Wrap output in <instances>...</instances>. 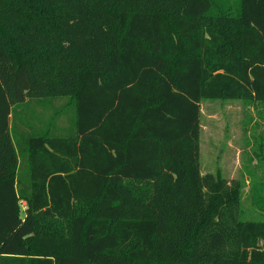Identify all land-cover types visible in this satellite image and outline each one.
Returning <instances> with one entry per match:
<instances>
[{"label":"trees","instance_id":"16d2710c","mask_svg":"<svg viewBox=\"0 0 264 264\" xmlns=\"http://www.w3.org/2000/svg\"><path fill=\"white\" fill-rule=\"evenodd\" d=\"M202 99L264 102V0H0V264H264Z\"/></svg>","mask_w":264,"mask_h":264},{"label":"rangeland","instance_id":"374dc122","mask_svg":"<svg viewBox=\"0 0 264 264\" xmlns=\"http://www.w3.org/2000/svg\"><path fill=\"white\" fill-rule=\"evenodd\" d=\"M215 1L219 8L236 15L239 0ZM200 107L202 173L239 179L242 218L264 220V102L202 99ZM36 112V127L42 129L47 124L61 133L70 126L73 111L66 100H53L46 107H37Z\"/></svg>","mask_w":264,"mask_h":264}]
</instances>
